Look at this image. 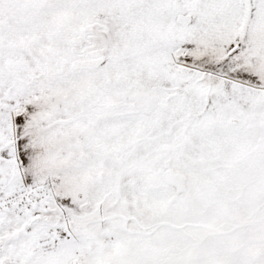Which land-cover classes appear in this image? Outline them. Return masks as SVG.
I'll return each mask as SVG.
<instances>
[{
    "label": "snow or ice",
    "instance_id": "obj_1",
    "mask_svg": "<svg viewBox=\"0 0 264 264\" xmlns=\"http://www.w3.org/2000/svg\"><path fill=\"white\" fill-rule=\"evenodd\" d=\"M0 264H264V0H0Z\"/></svg>",
    "mask_w": 264,
    "mask_h": 264
}]
</instances>
